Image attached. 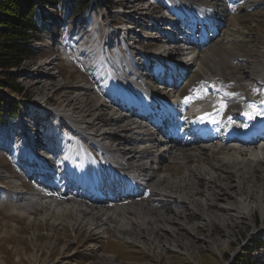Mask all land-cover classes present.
<instances>
[{"label": "bare ground", "instance_id": "obj_1", "mask_svg": "<svg viewBox=\"0 0 264 264\" xmlns=\"http://www.w3.org/2000/svg\"><path fill=\"white\" fill-rule=\"evenodd\" d=\"M169 1L172 2V0ZM173 1L176 2V0ZM217 1L219 0H191L193 4H205V7L210 10L207 16L208 32L213 31L214 34H208L206 38L199 40L203 49L190 52L176 49L173 52L187 60L183 66L187 70L186 81H189L190 85H188L189 89L182 88L180 92L189 96L195 93L192 108L200 104H212L222 108L224 103L228 102V108L222 116L226 119L231 117V120L224 125L229 127L233 125L234 116L243 110L246 111L248 118L258 114L257 107L253 108L256 100L251 103L247 100L254 99L252 96H260L258 101L264 99V51L251 48L252 46L245 50L247 56H243L238 51L249 46L250 43L256 46L264 43V0H230L227 3L223 2L222 5H217ZM136 2L140 5L135 4ZM230 3L234 8L229 6ZM121 7L128 8L126 19L135 27H139L145 16L153 12V8L143 6L141 0H123ZM130 28L129 25L126 28L121 27L125 34ZM151 36L155 37V35ZM150 41L151 49H145L147 47L144 43L129 44L134 58H128L129 66L126 68L120 56L113 55L104 61L90 65L89 68L92 69L90 75L94 82L82 83L71 96L68 95V90L63 89L64 93L59 97L58 105H53V110L50 111V113L54 112L55 118H58L51 123L52 126L58 128L64 123L65 127L70 124L75 127L74 146L83 159L84 157L88 159L89 155L77 143L81 139L78 138L79 133L88 135L98 147V151L105 150L106 156L111 161L129 166L134 178L138 179L144 174L143 182L140 183H147L145 189L149 190L148 197L128 202V196H123L112 207L75 197L68 199L59 197L65 191L64 185L50 187L47 190L34 189L31 192L17 188L11 195L10 209L28 214L34 212L35 207L32 204L35 203L36 208L41 211V216L36 218L31 213L28 218L31 223H46L48 219L54 217L52 224H55L56 215L61 218L63 215L71 214L78 222L91 227L90 229L98 227V232H107V229L112 228L118 237L129 243H142L144 240L141 239L144 237L157 246L168 243L169 247L189 250V241L177 242L176 239L180 237L176 233L180 229L193 232L196 228L185 221L182 209L187 206H183L184 202L192 203L191 200H194L190 199V196L198 193L204 196L200 199L202 208L196 207L195 204L191 206L195 215L205 221L204 225L209 230L219 223L220 229L227 233L229 229L239 226L236 225L239 223L238 218L248 219L255 225V229L257 228L253 219L257 209L261 210L264 218V148H258L252 141H249L247 147H235L229 141V144L221 141L201 144L196 139L189 141L192 145L190 147L174 145L169 148L167 145H160L156 136L152 134L155 123L153 118L138 122L130 117L129 110L120 108L121 98L118 95L120 92L123 95L126 86L135 88L134 84H138L141 92L146 94L149 92L156 94L159 90L151 81L143 82L147 74V66H142L139 62L150 57L161 58L167 63L170 61L165 58L167 47L162 45L160 40L150 39ZM53 59L42 62L39 67L47 68L49 74L56 76L54 86H67V82L58 77ZM88 59L90 60L89 57ZM234 63L243 69L239 72L241 74L239 77L233 74L226 77L224 68ZM236 66L233 65L232 71H238ZM182 74L180 71V75ZM37 75L40 77L41 73ZM150 77L152 78L151 74ZM43 82L37 79L35 84L39 90H43V94L40 95L41 100L50 103L53 89L56 87L51 90V83L46 81L43 85ZM255 83H257V89L252 87ZM86 92L93 96L98 95V100L92 103L93 98L87 96ZM157 99L164 100V97L157 96ZM157 99L154 98V100ZM168 99L177 100V92ZM158 114L160 117L164 115V113ZM235 124L238 123L235 122ZM78 129H81V132ZM53 142L54 138L51 137L50 144ZM34 146L32 143L33 149ZM60 153H62L61 150ZM29 158L26 160L24 171L30 177L44 179L49 176V173L52 177L54 169L45 168L46 158L39 157L36 152ZM32 158L37 160L36 163L32 162ZM154 163H158V166L153 165ZM60 177L63 175H60L59 179ZM61 179L63 181V178ZM148 198H150L149 201ZM207 203H215L227 212L212 213L208 211ZM155 206L162 210L166 207V211H158ZM2 207H4L3 204ZM180 211L183 214L179 218H183L180 222L172 224L171 214L175 216ZM261 227L264 228V221ZM160 228L169 233L163 237L161 244L158 240L154 241V234ZM133 229L138 231L133 232ZM138 232L144 233L137 235ZM211 244L213 248L217 246L212 242ZM107 259L108 264L113 262L111 254H108Z\"/></svg>", "mask_w": 264, "mask_h": 264}, {"label": "rangeland", "instance_id": "obj_2", "mask_svg": "<svg viewBox=\"0 0 264 264\" xmlns=\"http://www.w3.org/2000/svg\"><path fill=\"white\" fill-rule=\"evenodd\" d=\"M64 2H66V4L63 5ZM68 3L69 0H60V4L56 9L45 8L47 11L46 15L49 16V14H54L51 16L52 19L55 18L58 21L51 22L50 20L47 24L48 27L43 28V33H41L39 39L30 43L34 48L33 50L35 51L36 56L34 58L28 57L21 67L14 69L16 70L14 72L16 73L17 78L15 82L21 86V90L17 91L9 86H0V93L6 98H13L17 100L19 104L24 102L33 107L34 105L29 104L28 101H35L40 105L37 108L45 110V107H50L49 105H51V107L53 105H58V99L64 93V90H68V95L71 96L74 94L73 91L77 87H80L82 83H91L93 80L91 76H89L83 68H79L78 66V64H83V62L70 64L65 61H58L57 59L58 52L56 51V48L58 44H56V41L61 37L62 32H66V34L71 33L70 28L75 27L73 26L74 23L76 27H79V33L86 36L85 42L87 43L90 41L94 43V47L90 50L91 54L89 55V58L93 60V63H96L98 55H100L101 58V54L104 52L107 55H109L110 52V54H115L116 52L126 53L124 48L116 46L117 39L112 36V33H108L107 31L105 17L106 8L103 4H101V7L99 5L95 6L98 15L96 25L91 30H88L90 25L83 22L86 21V17L84 16L87 14H83V7L76 8L78 5L74 3V7L70 5V7L67 8L69 5ZM84 3V5L87 4L88 6H91L90 0L89 4L87 2ZM135 4L140 5L139 2H136ZM114 9L118 11L120 6L116 5ZM157 13L159 14L161 12L158 11ZM125 18L126 16L118 13L117 19L118 22L120 21V27L131 25L124 22ZM121 22L126 25H123ZM113 26L115 25L112 24L110 27ZM119 32H121L122 36H119L122 38L123 34L126 35L128 42L138 39L136 35L128 36L123 31ZM144 34L150 33L144 32ZM110 42L115 45L111 46ZM249 47L255 49L259 48V50L264 51V43H259L258 46L254 43H250L249 46L238 51L243 56H247L248 54L245 53V50ZM125 55H127V53ZM52 58H54L53 62L58 77L62 81H66L67 86H54L56 76L54 74H49L50 72L47 68L39 67L42 62L52 60ZM233 65L236 66L235 63L229 64L228 67L224 66L226 68H224V74L226 77L232 76V74L239 77L241 74L239 72L243 69H241L240 66H236L238 71L234 72L232 71ZM126 67L128 66L126 65L125 68ZM39 72L42 77H37ZM3 77L4 76L0 74V79ZM37 79L43 80V85L46 81H49V83H51V90L56 87L53 89L54 92L51 96L50 103H45L43 102V99L41 100L40 95L43 94V90H39L35 84ZM96 85L97 84L95 83V86ZM86 93L88 94L87 96L93 98L92 103H95L96 99L98 100V95L93 96L88 92ZM47 111L50 112L51 110H46V112ZM22 124V119L20 120L17 117H10L8 115V124L6 123L5 126L0 127V151L3 150L2 143L4 141L9 143L11 147L14 145L15 136L17 137L18 131L21 132ZM25 124L29 127L31 123L29 122ZM39 126H41V122H39ZM36 128L39 129L40 127ZM17 146L19 147L20 143ZM14 148L15 151L18 150L15 145ZM19 153L21 152L15 153L12 152V150H9L7 155L2 156L0 154V186L3 185L13 188V191L18 188V181H16V179L24 177L23 169L18 166L17 163V159L20 160V156L22 155ZM31 160L34 163L37 161L35 158H32ZM37 166L39 167L38 164ZM47 167L52 168L48 162H46L45 168ZM23 184V186H20L21 190L31 191L35 187L31 181ZM1 191L2 189H0V192ZM203 197V195L195 193L193 196H190V199H193L194 201L191 200L192 203L184 202L183 206H187L184 208L182 207L183 209L181 208L184 210L185 221L196 227L193 232H190L187 229H180L176 233L182 238H177V242L180 240L189 241V250L176 247L168 248V243L157 246L154 242H150L144 237L141 239L144 240L142 243L138 242L134 245L125 241L123 238L118 237L112 228L107 229V232H98V227L90 229L91 227H88L87 224L78 222L74 219V215L71 214L63 215L61 218L56 215L55 218H57V221L55 224H52V219H54V217L48 219L46 223H31L28 219L30 218L31 213L33 214L32 216L36 218L41 216V211L36 208L35 203L32 204L35 207V209H33L34 212L28 214L12 210L9 208L10 206L2 207L0 204V264H108V254H111L113 257V262L111 264H244L245 261L249 262L253 260L255 264H259V260L264 257L260 256V254L257 255L256 251H258L257 249L261 251L260 248H262L264 244H258V247H253V250L251 244L256 239L260 242H264V228L261 227L264 218L261 210L257 209L253 216L257 227L256 229L255 225L248 219L238 218L237 220L239 223H236V225L239 226L229 229L227 233L220 229L219 223H216V226L209 230L204 225L205 221L195 215L192 208L193 206H191V204H195L196 207L202 208L200 205V199ZM207 206L209 207L208 211L212 213L227 212L226 209L219 208L215 203H207ZM165 208L166 207H163L164 210H162V208H157L155 206V209L158 211L164 212L166 211ZM182 214V211L175 216L174 214H171L173 217V221H171L172 224L178 221L180 222L183 217L179 218V216H182ZM137 231V229H133V232ZM140 233L144 232H138L137 235ZM166 235H169V233L160 228L154 234V241L158 240L161 244L163 237ZM208 240L217 246L213 248L214 246ZM259 241L256 242L258 243ZM139 243H141L143 247L138 245ZM98 245H102V247L98 248ZM150 248L156 249V252H151ZM150 253H153L152 257L150 256ZM262 264H264V262H262Z\"/></svg>", "mask_w": 264, "mask_h": 264}, {"label": "trees", "instance_id": "obj_3", "mask_svg": "<svg viewBox=\"0 0 264 264\" xmlns=\"http://www.w3.org/2000/svg\"><path fill=\"white\" fill-rule=\"evenodd\" d=\"M59 4L60 0H0V74L4 76L0 79V86L21 90L15 82L16 73L11 69L35 55L28 42L35 32L41 30L45 7ZM17 109V100L0 93V125L5 120V113L15 116Z\"/></svg>", "mask_w": 264, "mask_h": 264}]
</instances>
